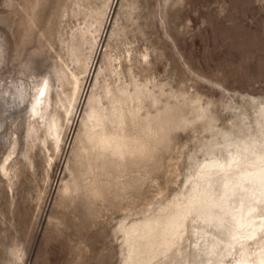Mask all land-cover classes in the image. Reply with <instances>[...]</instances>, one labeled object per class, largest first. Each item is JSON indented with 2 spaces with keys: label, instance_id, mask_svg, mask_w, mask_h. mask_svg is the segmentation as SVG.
<instances>
[{
  "label": "rangeland",
  "instance_id": "rangeland-1",
  "mask_svg": "<svg viewBox=\"0 0 264 264\" xmlns=\"http://www.w3.org/2000/svg\"><path fill=\"white\" fill-rule=\"evenodd\" d=\"M263 248L264 0H0V264H261Z\"/></svg>",
  "mask_w": 264,
  "mask_h": 264
},
{
  "label": "bare ground",
  "instance_id": "bare-ground-1",
  "mask_svg": "<svg viewBox=\"0 0 264 264\" xmlns=\"http://www.w3.org/2000/svg\"><path fill=\"white\" fill-rule=\"evenodd\" d=\"M96 20V19H95ZM100 21H101V19H100ZM108 22V21H107ZM102 25V24H101ZM100 27V22H99V24H96V25H94V24H92V23H90V24H88L86 27H85V29H83L84 31H83V33H82V43L79 45V46H81V47H84L85 45H87L88 44V40L86 39L87 38V36H89V35H94V34H96V33H98L99 32V29L101 28H99ZM82 31V30H81ZM80 31V32H81ZM93 39V41H95L96 40V38L93 36L92 37ZM90 44H92V41L90 42ZM90 44H88V45H90ZM100 44V43H99ZM80 47V48H81ZM102 47V46H101ZM80 48H79V51H82V50H80ZM82 49V48H81ZM101 51H102V49H101ZM77 52H78V50H77ZM100 52V51H99ZM106 52V51H105ZM75 55V54H74ZM83 56V54H81V52H79V54H77L76 56H75V58L72 60V65H73V68L70 70L69 69V71H68V74L66 75V77H67V83H68V86L70 87V91H71V94H70V98L72 99L73 98V96H74V94L76 93V91L78 90V88H79V85H80V79H79V76L80 75H82V74H84L85 72H86V70H87V65H88V63H87V59L86 58H83L82 57ZM110 56H104L103 57V71H101L100 72V74H102L103 72H106L107 73V75H117L118 74V72H117V67L116 66H114L113 67V63H114V61L115 60H111L110 58H109ZM117 60V59H116ZM90 63V62H89ZM92 63V62H91ZM91 65V64H90ZM113 68V69H112ZM91 73V72H90ZM106 75V74H105ZM99 77H101L100 75H99ZM82 79V78H81ZM47 84V83H46ZM81 84H82V82H81ZM47 87V86H46ZM46 87H43V86H37L36 87V90H35V93H34V96H33V103H32V108H33V111H35L34 113H36V112H40V110H42V108H41V106H44L45 108H47V106H48V103H49V93H48V90L46 89ZM80 87H81V85H80ZM63 91V90H62ZM87 92H89L88 90H87ZM62 93V92H61ZM91 93V92H90ZM94 93V92H93ZM92 93V94H93ZM67 95V94H66ZM93 96V95H92ZM94 96H95V94H94ZM90 97V96H89ZM97 97V96H96ZM95 97V98H96ZM94 98V97H93ZM95 102V101H94ZM92 104V103H91ZM50 105V104H49ZM93 108H94V105H93ZM93 108H92V110H93ZM69 109V108H68ZM72 109V108H71ZM91 109V108H90ZM91 110V111H92ZM46 111V110H45ZM69 113V112H68ZM55 126H56V124H55ZM181 215H179V217H180ZM180 219V218H179ZM176 220V219H175ZM178 222V221H177ZM173 223H174V221H173ZM176 225V224H175ZM253 238H254V234H251L250 236H246L245 238H243V241H240V240H238V241H240V242H238V246H240L241 247V249L242 250H244V248L246 247V246H248L251 242L253 243L254 241H253ZM257 239V238H256ZM242 240V239H241ZM263 250H264V248H263ZM246 252V251H245ZM259 260H261V264H264V251H262V252H260V259Z\"/></svg>",
  "mask_w": 264,
  "mask_h": 264
}]
</instances>
